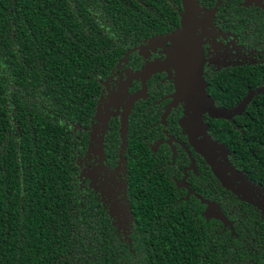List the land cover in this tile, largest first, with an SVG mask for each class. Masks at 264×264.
<instances>
[{
	"label": "trees",
	"instance_id": "trees-1",
	"mask_svg": "<svg viewBox=\"0 0 264 264\" xmlns=\"http://www.w3.org/2000/svg\"><path fill=\"white\" fill-rule=\"evenodd\" d=\"M196 1L204 9L218 3L215 22L235 34L246 29L250 45L264 46L262 10L249 12L241 0ZM182 12L181 0H0V264H264V93L247 94L264 84V64L204 82L216 113L200 118L222 156L195 148L183 111L179 127L198 176L181 178L174 164V180L148 148L147 128L184 96L182 64L173 94H161L172 95L157 105L169 102L160 119L151 116L153 97L138 101L124 136L121 126L108 131L111 166L125 145L129 242L80 189L77 160L87 137L79 130L96 112L101 82L143 41L177 31ZM180 105L194 113L187 96ZM171 118L166 123L175 127ZM214 157L242 177L244 198L208 170ZM207 204L217 205L225 222L206 217Z\"/></svg>",
	"mask_w": 264,
	"mask_h": 264
},
{
	"label": "flooded vegetation",
	"instance_id": "flooded-vegetation-1",
	"mask_svg": "<svg viewBox=\"0 0 264 264\" xmlns=\"http://www.w3.org/2000/svg\"><path fill=\"white\" fill-rule=\"evenodd\" d=\"M239 6H243L249 9V12L250 9H252V12L256 15H260V13H258V10H262L264 13V0H241ZM202 9L205 11L212 10L211 8ZM212 25L213 26L209 28L211 32H208L207 34L206 32H204V34L206 35L201 37V47L204 57L201 78L206 83V87H208L209 81L221 72L232 74L235 70L238 69L252 67L256 68L261 67V65L264 64V46L260 45L259 43H257L256 45H250V35L248 30L243 29L241 33L235 34L228 29L223 28L221 23L219 21L215 22L213 18ZM171 33L173 34V31L155 35L143 41L139 46L136 47V53L134 57H132L131 59H126L125 57H123L117 63L115 68L109 73V76L103 82H101L96 112L93 114L88 126L83 128L82 130H79V132L85 134L87 137L86 146L84 147L83 152L79 153L80 156L77 160L80 174V189L82 190V192H89L94 195L96 200L101 203L102 207L107 212L108 208L103 205L101 198L92 188L93 182H91L87 177L89 176V171L92 170V164L95 159L94 152L91 147L93 146V137L96 130H100V132L102 131L100 164L109 171H115L118 170L117 167L120 165L121 160L124 161V165L120 169V172H122V175L124 176L125 206L127 209V215L130 219V230L128 235L131 233L132 220L128 211L129 204L127 198V177L125 169V159L123 157V154H125V145L120 146V148L118 147V159L115 164L111 166L106 155L107 133L115 126L118 127V131L119 127L121 126V133L122 131H124L122 127L126 124V120L129 119L131 115L130 112L134 109L138 101H144L150 98L153 99L154 97L155 99H153L152 106H155L156 111H153L151 113V116H154L155 118L158 117L159 119L161 117V114L163 113L164 107L169 106L168 101L164 103L163 107L157 105L161 102L166 101L170 95H161L162 93H164L169 88H171L172 94L174 92V79L177 68L176 63L182 64V67L184 66L185 70H187L186 61L184 59L181 58V60L178 61L173 58L174 54H171L169 56L171 42L168 41L167 38H170L172 36ZM127 74L134 77L130 84H128L127 80H125V78L127 79ZM117 85H119L120 87L123 86V89L125 87L126 93H124L122 97L120 95L121 98H118L114 103L112 102L111 107L105 106L103 102L108 99V92L110 94L113 93V88L116 89ZM257 89H262L261 93H264V84L255 89H250L247 87V94L249 92L256 93ZM183 97L184 96L180 98V101H178L176 105L170 107L167 113L168 116L166 115L161 120L162 123L152 124L147 128L149 137L151 139L148 144V148H150V150L154 154L158 153L157 158L160 163L159 170H166L174 180L175 177L173 172L175 170L173 169L175 167L176 169L180 170L182 174L181 178L184 177L186 179L188 174L194 176L200 175L197 166L192 160L193 158L191 157L190 153L187 152L188 149L185 145L187 139L184 137L179 127L180 119L183 117V111L184 121L186 120V122L184 123H186L187 128L188 124L190 123H193L194 125V127L190 129L194 130V132L191 134V138L193 139L195 148H199L202 151L207 150L208 147L211 148L210 142L212 141L210 139L208 140L205 130L206 126L202 125V121L200 120L201 118L196 117V115L194 117V113H192L191 111L186 113L187 111L185 109V105H180ZM211 99L213 98L211 97ZM147 110L149 112L150 107L147 108ZM170 116H172L170 121L174 122V124L176 125L175 127H169L166 123V119ZM180 138H184L185 142L183 140H180ZM98 153L99 151L96 153V157L99 156ZM183 153L186 154L188 159V163L186 165H183L185 162ZM206 161L209 165V167H207L210 172V168L213 171L216 168H221V173H216L221 177H225L224 180H226L229 188H232V190H234L235 194H241V196L238 195L239 198H244L246 192L243 188L244 185H242L241 182L237 181V179H239L240 181L242 180V178L239 177L238 174H234L233 171L224 168L223 164H221V167H218V164L220 162L218 158L214 157L211 160ZM174 164L176 166L172 168ZM226 173L230 174L229 178L228 176H226ZM177 184L182 187L187 186L184 180L179 181ZM258 195L257 197L255 196V199H253V203L259 206L261 205V199L259 198L260 195ZM261 214L264 216V208L261 209ZM116 232L119 236L118 230H116ZM126 242H129V240L127 239Z\"/></svg>",
	"mask_w": 264,
	"mask_h": 264
},
{
	"label": "rangeland",
	"instance_id": "rangeland-1",
	"mask_svg": "<svg viewBox=\"0 0 264 264\" xmlns=\"http://www.w3.org/2000/svg\"><path fill=\"white\" fill-rule=\"evenodd\" d=\"M257 3V2H256ZM208 12V11H207ZM209 13V12H208ZM210 15V14H209ZM212 16H208L207 13L204 12H196L194 14L193 23L189 28V33H191L190 36H187L185 39V43H187L193 53H196L198 48L202 51V38L204 35H206L208 32H211L209 28H211L212 25ZM206 32V34H204ZM196 36L197 38H194L193 36ZM180 35L177 36H171L168 37L167 40L171 42L170 47V54H174V51H177L180 45L179 41ZM196 62H202L204 61L203 57V51L202 56H197ZM203 65V64H202ZM129 76V77H128ZM134 79L133 76L127 74V83L130 84V82ZM200 85V84H199ZM196 89V88H194ZM114 92L109 93L108 92V99L104 101L103 103L107 107H111V103L115 102L118 98H121L124 93H126L125 87L123 89V86L120 87L119 85L116 86V89L113 88ZM121 95V97H120ZM114 107V106H113ZM107 110V109H106ZM128 112V111H127ZM126 112V114H127ZM101 141H102V131L96 130L94 132L93 137V146L91 149L94 152V161L92 164V170L89 171V180L92 183V188L97 192L98 196L101 198L103 205L108 208V213L112 219L113 225L115 226L116 230L119 232L120 239L125 241L128 239L127 235L130 230V219L127 215V209L125 206V198H124V176L122 175V172H120V169L124 165V161L121 160L120 165L117 167L118 170L115 171H109L105 169L100 164V152H101ZM99 151V156H97V152ZM225 179V177H222ZM241 196V194H238ZM243 196V195H242ZM205 215L207 217L216 218L219 220H222L223 217L220 213V210L217 206L213 204H208L207 209L205 212ZM223 221V220H222Z\"/></svg>",
	"mask_w": 264,
	"mask_h": 264
},
{
	"label": "water",
	"instance_id": "water-1",
	"mask_svg": "<svg viewBox=\"0 0 264 264\" xmlns=\"http://www.w3.org/2000/svg\"><path fill=\"white\" fill-rule=\"evenodd\" d=\"M182 3V8H183V12L181 14V20H180V28L177 29V31H175L172 36H177L180 35L179 41H180V45L178 50L175 51L173 58L175 60L180 61L181 58L184 59L186 61V64L188 65L189 69L187 68L186 71V90L184 92V96L188 97L189 100V104H190V110L194 111L195 115L197 117L200 118V115L204 112H212L215 114L216 111L213 109V101L206 95L205 92V83L203 81V79L201 78L202 76V70H203V61L202 62H196L197 60V56L201 55L202 56V51L200 50V48H198L196 53L192 52L191 47L185 43V39L187 36H190L191 33H189V28L192 25L193 18H194V14L196 12H204L207 13L208 16H212L216 11V7L218 5L215 6L214 9H212L211 11H205L202 8L199 7L198 3L196 0H181ZM210 14V15H209ZM212 20V19H211ZM194 38H197L195 35L193 36ZM200 84V85H199ZM196 88V89H194ZM262 92V89L259 91ZM252 97V93H250L247 98L245 99L243 106L240 109H244V106L247 102L250 101ZM201 120V119H200ZM125 125H123V129L124 131H122L123 136L125 135ZM194 127L193 123L188 124V128H192ZM205 129V128H204ZM206 130V129H205ZM209 142V141H208ZM210 146L213 149H220L221 153L220 155L222 156L225 152V149L222 146L217 145L216 142H210ZM225 162L223 163V167H225ZM221 168H216L214 169V173L216 174V176L224 182V179L217 174L216 172L221 173ZM242 178V177H241ZM208 205V204H207ZM215 205V204H213ZM217 206V205H215ZM218 207V206H217ZM219 208V207H218ZM220 210V209H219ZM221 213V211H220ZM222 215V213H221ZM223 217V216H222ZM223 222H225V219H222ZM221 220V221H222Z\"/></svg>",
	"mask_w": 264,
	"mask_h": 264
}]
</instances>
